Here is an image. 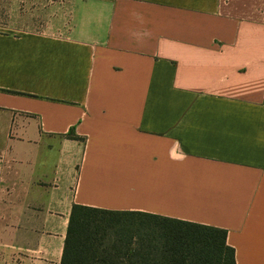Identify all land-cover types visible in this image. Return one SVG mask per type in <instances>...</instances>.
I'll list each match as a JSON object with an SVG mask.
<instances>
[{
	"label": "crops",
	"instance_id": "0c3cea01",
	"mask_svg": "<svg viewBox=\"0 0 264 264\" xmlns=\"http://www.w3.org/2000/svg\"><path fill=\"white\" fill-rule=\"evenodd\" d=\"M10 8L44 31L0 32V264H60L74 204L225 229L264 264V0Z\"/></svg>",
	"mask_w": 264,
	"mask_h": 264
},
{
	"label": "trees",
	"instance_id": "16d2710c",
	"mask_svg": "<svg viewBox=\"0 0 264 264\" xmlns=\"http://www.w3.org/2000/svg\"><path fill=\"white\" fill-rule=\"evenodd\" d=\"M67 137L80 139L72 131ZM60 264H236V259L225 229L74 204Z\"/></svg>",
	"mask_w": 264,
	"mask_h": 264
},
{
	"label": "rangeland",
	"instance_id": "374dc122",
	"mask_svg": "<svg viewBox=\"0 0 264 264\" xmlns=\"http://www.w3.org/2000/svg\"><path fill=\"white\" fill-rule=\"evenodd\" d=\"M10 9V0H0V32H11L13 30H16V28H21L22 30H31L35 32L44 31V28L42 27V23L44 20L40 8L38 9V11H35L36 14L31 17L32 21H29L28 23L22 22L21 24L20 22L17 23L15 20L11 22Z\"/></svg>",
	"mask_w": 264,
	"mask_h": 264
}]
</instances>
